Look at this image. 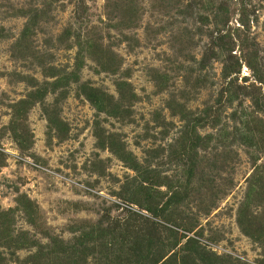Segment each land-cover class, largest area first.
<instances>
[{"label":"rangeland","instance_id":"rangeland-1","mask_svg":"<svg viewBox=\"0 0 264 264\" xmlns=\"http://www.w3.org/2000/svg\"><path fill=\"white\" fill-rule=\"evenodd\" d=\"M0 264H264V0H0Z\"/></svg>","mask_w":264,"mask_h":264}]
</instances>
